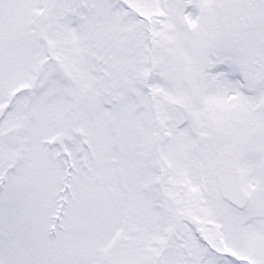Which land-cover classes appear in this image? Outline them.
Wrapping results in <instances>:
<instances>
[{"label": "snow or ice", "instance_id": "obj_1", "mask_svg": "<svg viewBox=\"0 0 264 264\" xmlns=\"http://www.w3.org/2000/svg\"><path fill=\"white\" fill-rule=\"evenodd\" d=\"M0 264H264V0H0Z\"/></svg>", "mask_w": 264, "mask_h": 264}]
</instances>
